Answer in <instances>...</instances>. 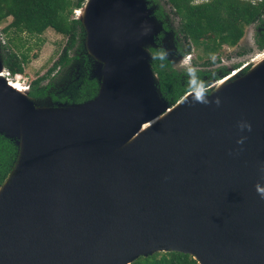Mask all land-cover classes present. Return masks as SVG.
<instances>
[{"label":"water","instance_id":"obj_1","mask_svg":"<svg viewBox=\"0 0 264 264\" xmlns=\"http://www.w3.org/2000/svg\"><path fill=\"white\" fill-rule=\"evenodd\" d=\"M145 2L83 0L74 10L85 53L105 60L91 58L90 99L30 112L0 82V134L17 159L22 116L28 142L0 201V264H128L159 251L197 264H264V59L215 99L195 89L169 105L147 49L161 25ZM100 90L94 111L55 112ZM156 98L164 113L182 103L145 141L88 168L153 116Z\"/></svg>","mask_w":264,"mask_h":264},{"label":"trees","instance_id":"obj_2","mask_svg":"<svg viewBox=\"0 0 264 264\" xmlns=\"http://www.w3.org/2000/svg\"><path fill=\"white\" fill-rule=\"evenodd\" d=\"M191 0H165L180 18L177 30L184 39L200 46L205 55H211L221 44L234 45L242 36L243 27L251 23H260L264 15V0H203L192 4ZM83 0H0V19L9 16L10 21L2 28L5 35H14L10 49L0 44V58L4 70L11 74L21 73L41 44L39 34L45 28L65 37L59 55L44 75L34 78L28 88V97L42 103H78L93 97L97 82L84 71L71 85L64 88L54 83L65 73L71 59L84 54L83 29L73 16ZM152 15L158 20L159 11ZM164 27V26H162ZM211 36L208 37V35ZM158 36V34H157ZM208 37V40H206ZM31 38H35L30 42ZM149 47L150 68L157 79V86L166 102L173 104L184 92L204 86L202 73L198 70L190 73L188 79H180L170 62L163 56L158 45ZM258 48L264 46V39H256ZM76 50L75 54H70ZM83 50V51H82ZM80 51L82 53H80ZM86 55L81 57L85 59ZM49 76L47 81L46 78ZM44 82V83H42ZM52 87V88H51ZM48 98V99H46ZM16 146L11 139L0 134V184L11 170L16 159ZM128 264H197L188 254L166 251L153 252L139 256Z\"/></svg>","mask_w":264,"mask_h":264},{"label":"rangeland","instance_id":"obj_3","mask_svg":"<svg viewBox=\"0 0 264 264\" xmlns=\"http://www.w3.org/2000/svg\"><path fill=\"white\" fill-rule=\"evenodd\" d=\"M145 5L148 6L149 3L145 2ZM152 10V6H150ZM74 16V11H73ZM10 21L9 16H4L0 19V44L4 45L5 48L10 49L11 43L14 42L16 39H14V35H5L1 30L2 28ZM263 26H264V15L262 16L260 23H251L248 25H245L243 27V33L242 36L236 41L234 45H228V47L225 46H219L215 52L211 55H205L203 51L201 50V47H197L194 45L193 49L189 52L191 53V59L193 60L192 65L189 67L191 69H199L201 71L210 72L211 74H214L217 72V70H223L224 66L220 63L221 60L219 57L223 58V62L229 64L230 67H234L235 65H238L242 62L247 63L252 58H254L256 55L264 52V46L261 48H258L256 45V39L260 36L263 39ZM166 33L162 34L165 37ZM169 35V34H168ZM157 36V35H156ZM209 37V36H208ZM208 37H206V40H208ZM38 38L41 40V44L37 48V50H31L29 54L36 53L35 57H31L28 62L23 65V71L21 72V75H25L28 80H32L38 76L44 75L45 71L48 69V67L53 63V61L57 58V56L60 53V50L65 42V37L54 32L51 28H45L38 36ZM157 37H154V41ZM210 38V37H209ZM35 38H31L30 42H33ZM166 44L160 43V45L163 47L165 51V56L169 57L172 55H175L172 48V40L165 39ZM153 41V45L156 46V43ZM150 46L147 47V49ZM83 51V50H82ZM76 50L71 51L70 54H75ZM80 53H82L80 51ZM84 54L77 55L78 58L71 59L68 66L66 67L65 73L63 72L60 79H56L54 83L57 85H61V87L66 88L69 85L72 84L73 81H75L81 74L85 72L90 75L91 68H92V59L87 56L85 52ZM83 55H86L82 59ZM218 57L217 61L214 63H209L210 60H213L215 57ZM174 61V60H173ZM207 62V63H205ZM174 67H176V70L178 72L183 70L182 65H180L177 61H174ZM229 67V68H230ZM47 79L49 76L45 77ZM24 83H26L24 81ZM44 83V82H42ZM52 88V87H51ZM48 99V98H46ZM49 100V99H48ZM35 101V100H34ZM38 103H42V101L36 100ZM51 104L52 103L50 101ZM58 103V102H56Z\"/></svg>","mask_w":264,"mask_h":264},{"label":"bare ground","instance_id":"obj_4","mask_svg":"<svg viewBox=\"0 0 264 264\" xmlns=\"http://www.w3.org/2000/svg\"><path fill=\"white\" fill-rule=\"evenodd\" d=\"M136 45H138L136 42H133ZM85 50V49H84ZM86 52V51H85ZM91 58H94L95 60L105 62V60L100 59L97 57L92 51L89 50ZM141 58H143L141 56ZM264 59V52L256 55L254 58H252L249 63L247 70L242 72L241 69L234 70L231 72L227 77L223 78L221 81L216 83V86L214 88H211L208 93H206V98L210 99H215L219 96V93L225 89L226 87H229L231 85L239 84L243 79H247L248 76L250 75L251 72L250 68L258 61H261ZM2 76V77H1ZM5 78L3 76V70H0V82L4 83L8 89L12 90L14 93L17 95H20L23 98V103L28 107L30 112H43L46 110L45 107H42V105H50V102L47 103H35L34 100L28 99L24 96L23 92V86L18 83V81L15 80H8V79H2ZM200 91V90H199ZM202 92V91H201ZM193 94L196 93H188L184 99H187L188 97L192 96ZM101 95H102V90L99 91V94L97 97L92 99L91 101L85 103L84 105L81 106H76V107H69V108H57L55 109V112H67V113H77L79 111L80 107L88 106L90 109L88 111H94L97 109L100 101H101ZM157 99V98H156ZM182 103L179 102L172 108H169L166 113L165 110L162 109V106L157 99V106H156V111L151 116L150 118L143 120L140 122L138 129L119 147H117L113 152L103 156L100 160L89 164L87 167L88 168H93L97 167L98 165H102L106 163L111 157H113L116 154L123 153L125 151H128L132 147H134L136 144L145 141L146 138H149L159 127H161L166 121H168L177 111H178V105ZM40 104V105H39ZM22 116L18 118L16 121L17 123V128L19 131L20 135V151L21 153L18 154V157L16 159L15 164L12 166V171L8 175L7 179L4 181V183L0 186V201L6 191H8L14 184L16 178L20 174L22 167L24 165L25 158L27 156V150H28V142L26 140L27 134L26 131L22 125ZM3 130V126L0 122V131ZM164 247L163 245H160L159 243H156L154 241H150V249H156V248H161ZM199 264H204L203 262L199 261Z\"/></svg>","mask_w":264,"mask_h":264},{"label":"flooded vegetation","instance_id":"obj_5","mask_svg":"<svg viewBox=\"0 0 264 264\" xmlns=\"http://www.w3.org/2000/svg\"><path fill=\"white\" fill-rule=\"evenodd\" d=\"M201 1L203 0H191L190 2L192 4H197V3H200ZM146 2L149 3L148 6H152V12L155 10L159 11L158 21L160 22L161 28H160V31L158 32V36H156L158 37V45L160 49L162 50L163 56L170 62L171 67L179 75L180 79H185V78L188 79L191 72L198 70L202 73L201 80L204 81V86L200 88H196V89L202 92L208 93L211 88H214L216 86V83L221 81L223 78L227 77L234 70L241 69L242 72L247 70L249 61L247 63L242 62L238 65H235L234 67H230L229 64L223 62L224 60L221 57H219V59L222 62L220 64L221 65L223 64L224 68L223 70H217L215 75L211 74L210 72L201 71L199 69L189 68L193 62V60L191 59V53L189 52L190 50L193 49V46H192L193 44L190 43L188 39H184L182 34L177 30V26L178 24H180L179 16L174 13V9L167 2H165V0H146ZM163 33H166V35L165 37L163 36V38H161ZM208 36H211V34H209ZM167 38L172 40V48H173V52L175 53V55H172L169 57L165 56V51L163 47L160 45V43L166 44L165 39ZM220 46L228 47V45L224 43L221 44ZM217 58L218 57L216 56L213 60H210L209 63L216 62L218 60ZM173 60L177 61L180 65L184 66L182 71L178 72L176 70V67H174ZM22 76L24 78L23 83L25 81L26 82L25 85L29 88V84L33 79L28 80L27 77L23 75V73H22ZM190 90H195V89H190Z\"/></svg>","mask_w":264,"mask_h":264},{"label":"built area","instance_id":"obj_6","mask_svg":"<svg viewBox=\"0 0 264 264\" xmlns=\"http://www.w3.org/2000/svg\"><path fill=\"white\" fill-rule=\"evenodd\" d=\"M249 1H253V0H249ZM3 76L5 77V79L8 80H15L18 81V83H20L23 87H25V83H23V76L21 75V73H13L11 74L10 72H8L7 70L3 69Z\"/></svg>","mask_w":264,"mask_h":264},{"label":"clouds","instance_id":"obj_7","mask_svg":"<svg viewBox=\"0 0 264 264\" xmlns=\"http://www.w3.org/2000/svg\"><path fill=\"white\" fill-rule=\"evenodd\" d=\"M258 191H260L261 194L264 195V189H258Z\"/></svg>","mask_w":264,"mask_h":264}]
</instances>
